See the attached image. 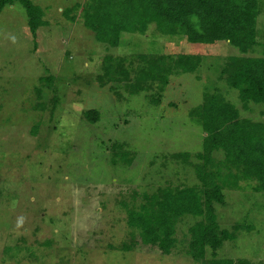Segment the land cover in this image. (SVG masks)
<instances>
[{
	"label": "rangeland",
	"instance_id": "rangeland-1",
	"mask_svg": "<svg viewBox=\"0 0 264 264\" xmlns=\"http://www.w3.org/2000/svg\"><path fill=\"white\" fill-rule=\"evenodd\" d=\"M32 1L47 21L36 37L20 3L0 14V264H200L190 253V230L201 217H181L164 254L141 241L128 208L139 209L159 188L199 183L206 134L190 112L206 93L218 92L241 116L264 122V104L244 107L221 75L231 55L264 57V0L259 43L248 53L226 41L167 35L155 23L110 47L83 22L87 0ZM183 53L201 57L195 72L175 70L166 85L144 78L138 83L145 87L133 91L148 65L143 56ZM85 111L98 112V120ZM214 157L224 163L225 153ZM218 168L228 173L224 164ZM220 180L218 222L236 237L208 248L203 261L264 264V192L254 190L253 178Z\"/></svg>",
	"mask_w": 264,
	"mask_h": 264
},
{
	"label": "trees",
	"instance_id": "trees-1",
	"mask_svg": "<svg viewBox=\"0 0 264 264\" xmlns=\"http://www.w3.org/2000/svg\"><path fill=\"white\" fill-rule=\"evenodd\" d=\"M260 0H87L82 8L84 24L106 46H118L125 32H146L155 23L167 35H184L191 42L214 44L226 41L243 53L257 45V17ZM20 3L26 10L29 29L36 37L45 26L44 9L32 0H0V14L6 6ZM76 5V9L81 8ZM148 64L132 85L133 91L144 88L141 79L159 80L166 85L175 70L195 72L201 63L196 54L176 57H142ZM128 76V71L125 73ZM228 84L239 91L244 107L251 102L264 104V57L231 55L221 71ZM206 136L202 160L196 165L199 183L192 186L159 188L145 194L139 209L128 208V223L138 229L141 241L169 254L176 242V224L187 214L201 217L191 227L190 253L200 264H256L250 259H213L204 262L208 248L217 250L225 240L236 235L219 225L216 203L225 200L223 179L253 178L254 190L264 192V122L241 116L235 104L217 93H206L203 103L190 112ZM264 114V109H263ZM95 122L98 112L85 111ZM225 153L224 163L216 161L215 151ZM177 156L188 157L187 152ZM223 162V161H222ZM219 164L227 167L223 174ZM235 169V171L233 170ZM240 174V175H239ZM242 225H236L238 231ZM262 264V263H260Z\"/></svg>",
	"mask_w": 264,
	"mask_h": 264
}]
</instances>
